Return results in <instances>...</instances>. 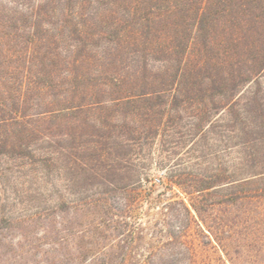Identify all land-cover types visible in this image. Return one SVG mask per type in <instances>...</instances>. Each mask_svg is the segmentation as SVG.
I'll return each mask as SVG.
<instances>
[{
    "label": "trees",
    "instance_id": "1",
    "mask_svg": "<svg viewBox=\"0 0 264 264\" xmlns=\"http://www.w3.org/2000/svg\"><path fill=\"white\" fill-rule=\"evenodd\" d=\"M112 106L131 111L118 117L107 113ZM187 110L201 131L205 122L210 129L227 120L264 145V0H0V162L50 163L65 155L67 168L91 171L94 161L71 157L89 147L57 148L63 136L92 127L107 144L96 160L109 171L132 170L137 183L134 166L123 165L127 156L115 153L139 137L119 136L168 134ZM95 112L99 118L74 120ZM174 182L222 242L227 211L214 225L201 198L240 181L221 173L203 187ZM232 195L221 204L249 198ZM226 254L224 263H232Z\"/></svg>",
    "mask_w": 264,
    "mask_h": 264
},
{
    "label": "rangeland",
    "instance_id": "2",
    "mask_svg": "<svg viewBox=\"0 0 264 264\" xmlns=\"http://www.w3.org/2000/svg\"><path fill=\"white\" fill-rule=\"evenodd\" d=\"M112 108L107 113L118 117L131 111ZM97 113L74 120L96 119ZM190 113L175 117L168 134L142 129L137 136H119L139 137L133 147L114 151L127 156L123 165L134 166L141 177L137 183L132 170L109 171L96 160L107 144L92 127L82 135L63 136L57 148L89 147L71 157L79 163L94 161L91 171L67 168L65 155L56 162L30 164L2 156L0 264H264V145H253L250 133L239 132L227 120L218 119L210 129L205 122L201 131ZM66 131L62 126L58 132ZM221 173L239 185L223 192L210 189L201 198L214 225L227 211L229 227L219 242L174 181L192 180L203 187ZM232 192L249 198L223 206ZM183 204L199 225L190 224ZM225 252L232 263H224Z\"/></svg>",
    "mask_w": 264,
    "mask_h": 264
},
{
    "label": "built area",
    "instance_id": "3",
    "mask_svg": "<svg viewBox=\"0 0 264 264\" xmlns=\"http://www.w3.org/2000/svg\"><path fill=\"white\" fill-rule=\"evenodd\" d=\"M157 181H158V179H157Z\"/></svg>",
    "mask_w": 264,
    "mask_h": 264
}]
</instances>
